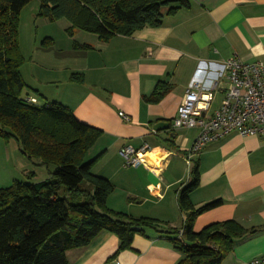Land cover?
I'll return each instance as SVG.
<instances>
[{
    "label": "crops",
    "instance_id": "1",
    "mask_svg": "<svg viewBox=\"0 0 264 264\" xmlns=\"http://www.w3.org/2000/svg\"><path fill=\"white\" fill-rule=\"evenodd\" d=\"M188 2V8L165 15L157 28L107 42L81 31L59 43L51 39L48 47L42 41L36 47V39L29 78L23 65L20 68L23 98L33 97L38 105L60 104L78 122L102 132L86 159L100 155L91 171L114 186L107 208L166 222L175 229L184 220L178 193L190 181L182 163L188 167L187 150L198 134L197 129L172 128L186 89L198 83L210 90L216 84L212 103L218 95L219 105L227 86L222 62L234 56L247 63L264 62V0ZM75 44L88 47L75 48ZM158 83L165 84L167 93L157 103L145 102ZM118 112L129 121L121 120ZM160 122L169 127L155 131ZM144 145L148 155L143 161L148 167L123 168L121 149ZM195 162L199 182L189 195L191 203L195 209L215 200L221 203L199 214L193 231L226 220L258 229L237 241L221 264H250L260 258L264 253V140L231 133L207 144L191 164ZM167 237L146 230L144 236L133 237L129 249L119 251L117 237L102 231L86 247L66 251L65 257L69 264H176L181 257Z\"/></svg>",
    "mask_w": 264,
    "mask_h": 264
},
{
    "label": "trees",
    "instance_id": "2",
    "mask_svg": "<svg viewBox=\"0 0 264 264\" xmlns=\"http://www.w3.org/2000/svg\"><path fill=\"white\" fill-rule=\"evenodd\" d=\"M31 0H0V139L17 141L20 153L52 167L38 183L14 181L0 188V264H69L65 252L86 247L102 231L117 237L118 250H126L136 234L146 230L166 234L180 254L176 264H221L234 244L258 231L233 220L193 231L195 218L218 206L212 201L195 209L189 195L199 182L196 162L190 181L178 193L181 228L148 218H133L107 208L114 186L92 173L100 155L87 160L88 151L102 132L78 122L57 103L33 105L21 96L23 65L18 45L19 15ZM37 16L49 22L66 20V32L81 31L107 42L144 28H157L165 15L188 8V0H39ZM51 39L41 45L48 47ZM75 48H87L75 44ZM167 93L158 83L144 101L157 103Z\"/></svg>",
    "mask_w": 264,
    "mask_h": 264
},
{
    "label": "built area",
    "instance_id": "3",
    "mask_svg": "<svg viewBox=\"0 0 264 264\" xmlns=\"http://www.w3.org/2000/svg\"><path fill=\"white\" fill-rule=\"evenodd\" d=\"M222 75L227 81L218 108L208 116L213 101V89L205 90L198 83L191 84L185 91L172 121L173 129H197L198 134L187 150L186 164L209 143L217 142L231 133L241 137H257L264 140V62L247 63L232 57L221 63ZM25 100L37 105V100ZM121 120L129 121L123 112ZM146 145L135 150L131 146L121 149L123 168L148 167L143 161L147 154ZM159 167V164L156 165ZM250 264H264V253Z\"/></svg>",
    "mask_w": 264,
    "mask_h": 264
},
{
    "label": "rangeland",
    "instance_id": "4",
    "mask_svg": "<svg viewBox=\"0 0 264 264\" xmlns=\"http://www.w3.org/2000/svg\"><path fill=\"white\" fill-rule=\"evenodd\" d=\"M39 6V0H31L23 7L19 15L18 45L20 54L24 59L21 69L26 78H29L30 75V55L33 51L36 52L33 48V43L36 39L39 40V43L35 45L37 47L44 39H57L59 43L61 39H66L69 36L66 32L69 23L64 19L49 22L45 18L37 16ZM42 53L44 52L40 54ZM22 93H25V89H23ZM218 101L219 96L216 95L208 116L218 108ZM35 162V160H28L20 153L16 140L10 139L6 142L0 139V188L8 187L14 181L30 183L35 180H41L45 176L49 177L48 171L53 168L38 166ZM182 166L185 170V176L188 177L189 168L183 163Z\"/></svg>",
    "mask_w": 264,
    "mask_h": 264
},
{
    "label": "water",
    "instance_id": "5",
    "mask_svg": "<svg viewBox=\"0 0 264 264\" xmlns=\"http://www.w3.org/2000/svg\"><path fill=\"white\" fill-rule=\"evenodd\" d=\"M169 127V125L168 124H166V123H162V122H160V123H157L154 127H153V129L155 130V131H157V130H160V129H167Z\"/></svg>",
    "mask_w": 264,
    "mask_h": 264
},
{
    "label": "bare ground",
    "instance_id": "6",
    "mask_svg": "<svg viewBox=\"0 0 264 264\" xmlns=\"http://www.w3.org/2000/svg\"><path fill=\"white\" fill-rule=\"evenodd\" d=\"M148 154H146L145 156H147Z\"/></svg>",
    "mask_w": 264,
    "mask_h": 264
}]
</instances>
